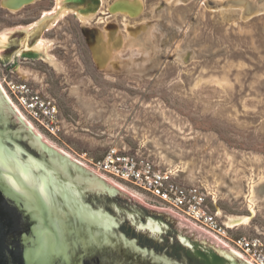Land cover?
Wrapping results in <instances>:
<instances>
[{
    "label": "rangeland",
    "instance_id": "374dc122",
    "mask_svg": "<svg viewBox=\"0 0 264 264\" xmlns=\"http://www.w3.org/2000/svg\"><path fill=\"white\" fill-rule=\"evenodd\" d=\"M55 2L9 11L0 0V35L29 26ZM124 3L136 8L121 12ZM62 11L70 13L43 33L42 61L19 57L10 66L59 105L60 140L31 129L74 162L72 151L98 156L109 147L145 155L205 191L222 220L252 216V199L251 223L230 233L264 238V0H101L88 22ZM82 27L121 39L105 66ZM128 188L121 190L132 196Z\"/></svg>",
    "mask_w": 264,
    "mask_h": 264
},
{
    "label": "water",
    "instance_id": "95a60500",
    "mask_svg": "<svg viewBox=\"0 0 264 264\" xmlns=\"http://www.w3.org/2000/svg\"><path fill=\"white\" fill-rule=\"evenodd\" d=\"M6 1L9 5L10 0ZM75 1L86 16L101 7V0ZM64 8L65 3L31 29L9 34L0 50L13 48L16 58L39 56L34 46ZM82 31L93 50L83 27ZM0 93V98H5ZM7 104L11 115L4 114L0 123L14 127L10 136L7 132L0 135V264H94V255L101 264H250L211 234L165 209L144 205L65 157ZM6 137L14 148L3 142ZM169 224L177 236L173 253L145 245L160 242ZM185 232L193 233L198 242L188 240ZM135 235L142 236L143 243ZM92 244L101 251L98 253L96 246L90 248Z\"/></svg>",
    "mask_w": 264,
    "mask_h": 264
},
{
    "label": "built area",
    "instance_id": "2783aa9c",
    "mask_svg": "<svg viewBox=\"0 0 264 264\" xmlns=\"http://www.w3.org/2000/svg\"><path fill=\"white\" fill-rule=\"evenodd\" d=\"M0 90L20 116L38 132L60 140L63 126L57 101L44 94L33 82L1 72ZM72 158L84 167L128 186L143 204L166 209L211 234L232 248L250 264H264V238L260 235L232 236L218 212L211 207L205 191L180 184L168 171L137 153L109 147L100 155L72 151ZM119 187V186H118Z\"/></svg>",
    "mask_w": 264,
    "mask_h": 264
},
{
    "label": "bare ground",
    "instance_id": "6f19581e",
    "mask_svg": "<svg viewBox=\"0 0 264 264\" xmlns=\"http://www.w3.org/2000/svg\"><path fill=\"white\" fill-rule=\"evenodd\" d=\"M19 1H21V0H10V2H9L10 3L9 4L10 6H9L8 5V2L6 0H2V5L4 6V8H6L9 11H20V10L26 8L27 5L32 4L33 2H35L36 0H32L29 3H24L22 5H19L18 4ZM63 1L64 0H56L54 7H52V9L50 11H47L43 15H46V14L47 15H50V14L55 13L63 5ZM124 4H122L120 6H117L118 9H122L121 12H123L124 9L127 12L128 10L130 11V10H133V8H136V6L133 5V4H130L131 7H129L127 5L129 3H127V4L124 3ZM69 11H66V12L61 11L59 13V15L57 16L56 19H59V18L64 17L65 15H67L68 13H70ZM72 13L81 22H88L89 21V18L91 16H93V15H89V16L84 17V16H81L80 14H78L76 12H72ZM34 25H35V23H32L29 26H26V30L31 29ZM53 25H54V23H52L49 26V28L52 27ZM83 28H84V31L86 32L87 36H88V40L89 41H92V46L94 44L95 49H93V55H95L97 57L96 59L100 61V63H101L100 65H104L105 66L106 64H108L110 62V59L112 57L111 53H112V50L114 49V46L115 45L122 44L121 41L120 42L118 41V39H120L119 36H117V34H116V32L114 30H108V29H106L107 36L108 37L106 36L107 38H105V37L103 38L102 37L103 35L101 36V32L99 30L98 31L96 29L89 30V28L86 29L87 27H83ZM8 35H9V31H5V32L1 33V35H0V43L5 42L7 40V38H8ZM109 35H111V36H109ZM40 41H41V39H39L38 43L34 46L33 49H35V51L38 52L40 54V56L44 58V55H41V53L43 51V46L40 45ZM94 60H95V58H94ZM101 67H103V66H101ZM19 73L21 75H23V76L25 75L22 72H19ZM249 209L252 212V216H226V219L223 220L224 224L227 227L232 228V229H235V228L241 227V226H249V224L252 221V217L255 215V211H254V208H253V201H252V199H249ZM219 216H221V215H219Z\"/></svg>",
    "mask_w": 264,
    "mask_h": 264
},
{
    "label": "flooded vegetation",
    "instance_id": "af4514ba",
    "mask_svg": "<svg viewBox=\"0 0 264 264\" xmlns=\"http://www.w3.org/2000/svg\"><path fill=\"white\" fill-rule=\"evenodd\" d=\"M31 4L27 5L26 7L30 6ZM30 24V23H29ZM12 49H9L7 51H4V53L2 54V56H0V63H2V65H4V68L5 69H2L0 70V73L1 72H4V73H11L13 74L12 71H10L11 69V65H14L15 63V60L17 59L15 55L12 54ZM29 59V58H28ZM1 94V93H0ZM8 102L6 101V99L4 97L0 98V122L2 121V118H3V115L4 114H9L11 115V109L8 107L9 105L7 104ZM14 125L10 123V125L7 127V126H3L1 123H0V135H4V132H7V134H9L10 136V133H11V128H13ZM12 139V138H11ZM3 142L7 145V147L9 148H14L15 147V144L10 140L8 139L7 137L5 139H3ZM9 152V154H12L9 150L7 151ZM34 153V155L38 156L37 153H35L34 151H31ZM23 155L26 156V154L23 152ZM111 210V208H108ZM64 217L66 218V215L64 214ZM84 230V229H83ZM135 237L138 239L139 238V242L140 243H143V237L142 236H137L135 235ZM95 247L97 249V252L99 253L101 250L97 247V245L95 244H92V247ZM103 248H108V247H103ZM94 264H101V259L99 258V256H96L94 255ZM93 264V263H92Z\"/></svg>",
    "mask_w": 264,
    "mask_h": 264
},
{
    "label": "trees",
    "instance_id": "16d2710c",
    "mask_svg": "<svg viewBox=\"0 0 264 264\" xmlns=\"http://www.w3.org/2000/svg\"><path fill=\"white\" fill-rule=\"evenodd\" d=\"M168 224V223H167ZM170 227L169 229L164 231V235L162 236V239L160 242L155 243V242H146L145 245L149 248H154L155 250H157V252H164V253H173L172 251H174L177 248V236H176V230L174 229L172 224H169ZM166 226V225H165ZM186 238L190 241H196L198 242L197 237L194 236L193 233H184ZM210 247V246H209Z\"/></svg>",
    "mask_w": 264,
    "mask_h": 264
},
{
    "label": "crops",
    "instance_id": "0c3cea01",
    "mask_svg": "<svg viewBox=\"0 0 264 264\" xmlns=\"http://www.w3.org/2000/svg\"><path fill=\"white\" fill-rule=\"evenodd\" d=\"M66 0H64L63 1V3H65V8H73V9H75L78 13H80L79 12V9L81 10L82 8L81 7H79L78 5L79 4H77V1H75V0H68L67 2H65ZM80 14H82V13H80ZM47 15V14H46ZM51 15V14H50ZM43 16H45V15H42L41 14V16L34 22L35 24L37 23V21H39V19H41ZM59 21V20H58ZM58 21L56 20L55 22H54V24L55 25H53L52 27H50L49 28V30L50 29H52V28H54L56 25H57V23H58ZM24 29H26V26H17V28L15 29V31H21V30H24ZM43 36V35H42ZM41 36V38H43ZM29 59H31V60H40V61H42V59H41V56L39 55V56H36V57H32V58H29Z\"/></svg>",
    "mask_w": 264,
    "mask_h": 264
}]
</instances>
